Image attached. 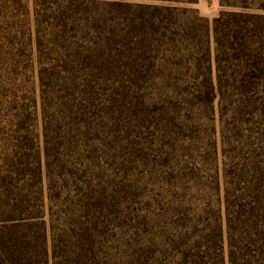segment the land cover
Here are the masks:
<instances>
[{"label": "rangeland", "instance_id": "374dc122", "mask_svg": "<svg viewBox=\"0 0 264 264\" xmlns=\"http://www.w3.org/2000/svg\"><path fill=\"white\" fill-rule=\"evenodd\" d=\"M167 6L0 0V263L264 264V0Z\"/></svg>", "mask_w": 264, "mask_h": 264}, {"label": "trees", "instance_id": "16d2710c", "mask_svg": "<svg viewBox=\"0 0 264 264\" xmlns=\"http://www.w3.org/2000/svg\"><path fill=\"white\" fill-rule=\"evenodd\" d=\"M158 2H162V3H168L169 6L167 7H163L162 9H158V10H166V11H173L175 10L172 6L174 4H180V3H197L198 0H156ZM141 9H146L149 10L151 9V6H147V7H143V6H139ZM228 17H232L234 19H238V18H254V15H249L247 16V14L244 13H230L228 15ZM222 21V18L219 17L217 19H215L214 23H215V31L216 28H218V23H220ZM43 74L44 71L40 72V79L41 81L43 80ZM50 76H52V73H50ZM23 142L21 141V139L17 138L16 139V143L14 145V149L12 151V153L10 154V156L8 157V165L7 168H9L8 172L10 173V175L13 177L15 175V172L21 176L24 177H32V180L35 182H39V185L42 181V172H41V165H40V159L37 158V156L34 154L36 153L34 151V153H32L31 151L28 152H23V149H25L23 147ZM50 142L47 141L46 143V149H45V155L48 158V155L50 153V148H49ZM33 147H31L32 149ZM37 151V150H36ZM37 154V153H36ZM33 157V159H35L36 161H34L33 163L29 162V158ZM48 161V160H47ZM17 188H20L17 195V199H13V204L9 203V201H6V208H10L11 214L8 215L7 218H5L3 222V226L2 228H0V230H2V232H5V234L11 233L13 230H15V233L17 234L18 232H21V230H23L26 226H28V223H26L27 220H31L35 215V211H30L29 209H27V196L24 195L25 190L27 189L26 185L23 186H17ZM42 194V189L40 188L38 191V195L40 197V199L42 198L43 195ZM26 196V197H25ZM12 205V206H11ZM9 222H13L12 225H10ZM41 225L42 227H45V222L41 221ZM42 240H45V235H42ZM41 240L40 243V256H38V258L35 260L33 257H29V259L26 260L25 263H22L23 259H19V258H15V259H11L10 258V263L11 264H48V259H47V248L45 246V243H43ZM27 242L26 240H18V244L24 246ZM13 256V255H11ZM0 264H6L4 261H2V263ZM233 264V263H232Z\"/></svg>", "mask_w": 264, "mask_h": 264}]
</instances>
